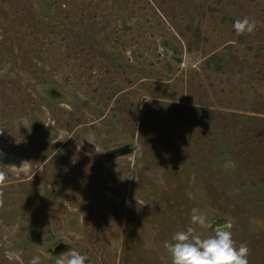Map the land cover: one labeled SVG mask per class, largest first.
Masks as SVG:
<instances>
[{
  "label": "rangeland",
  "instance_id": "1",
  "mask_svg": "<svg viewBox=\"0 0 264 264\" xmlns=\"http://www.w3.org/2000/svg\"><path fill=\"white\" fill-rule=\"evenodd\" d=\"M0 151V264H171L193 208L264 264V0H0Z\"/></svg>",
  "mask_w": 264,
  "mask_h": 264
},
{
  "label": "clouds",
  "instance_id": "2",
  "mask_svg": "<svg viewBox=\"0 0 264 264\" xmlns=\"http://www.w3.org/2000/svg\"><path fill=\"white\" fill-rule=\"evenodd\" d=\"M257 28V22L244 16L233 23L236 34H252ZM5 175L0 172V183ZM210 221L206 213L193 208L190 225L185 230L174 232L163 243V247L171 257V264H249L250 249L245 243L237 246L233 239L231 225H218L213 235L202 236L197 233V227L207 229ZM30 264H40V257L35 256ZM55 264H91L90 259L80 252L72 250L58 258Z\"/></svg>",
  "mask_w": 264,
  "mask_h": 264
},
{
  "label": "water",
  "instance_id": "3",
  "mask_svg": "<svg viewBox=\"0 0 264 264\" xmlns=\"http://www.w3.org/2000/svg\"><path fill=\"white\" fill-rule=\"evenodd\" d=\"M18 163L17 159H14L5 152L0 151V164L17 165Z\"/></svg>",
  "mask_w": 264,
  "mask_h": 264
}]
</instances>
